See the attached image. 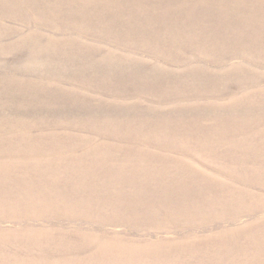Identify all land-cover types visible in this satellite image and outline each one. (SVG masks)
Returning <instances> with one entry per match:
<instances>
[{
	"label": "rangeland",
	"instance_id": "rangeland-1",
	"mask_svg": "<svg viewBox=\"0 0 264 264\" xmlns=\"http://www.w3.org/2000/svg\"><path fill=\"white\" fill-rule=\"evenodd\" d=\"M0 264H264V0H0Z\"/></svg>",
	"mask_w": 264,
	"mask_h": 264
}]
</instances>
